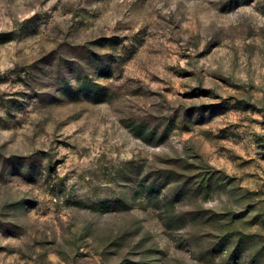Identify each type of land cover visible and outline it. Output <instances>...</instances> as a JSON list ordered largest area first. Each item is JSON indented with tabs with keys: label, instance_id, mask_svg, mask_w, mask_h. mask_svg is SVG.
Segmentation results:
<instances>
[{
	"label": "rangeland",
	"instance_id": "obj_1",
	"mask_svg": "<svg viewBox=\"0 0 264 264\" xmlns=\"http://www.w3.org/2000/svg\"><path fill=\"white\" fill-rule=\"evenodd\" d=\"M0 264H264V0H0Z\"/></svg>",
	"mask_w": 264,
	"mask_h": 264
}]
</instances>
